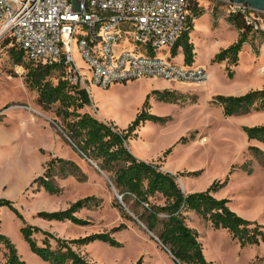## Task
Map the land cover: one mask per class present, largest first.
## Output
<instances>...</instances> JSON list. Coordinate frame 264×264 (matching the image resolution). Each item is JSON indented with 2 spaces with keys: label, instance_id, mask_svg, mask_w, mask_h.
Masks as SVG:
<instances>
[{
  "label": "rangeland",
  "instance_id": "rangeland-1",
  "mask_svg": "<svg viewBox=\"0 0 264 264\" xmlns=\"http://www.w3.org/2000/svg\"><path fill=\"white\" fill-rule=\"evenodd\" d=\"M199 3L203 13L189 36L196 45L191 66L207 71L209 78L205 84H170L161 79L127 80L113 83L108 88L88 84L86 92L90 103L82 112L124 130L134 120L148 94L172 91L176 97L173 103L158 102L154 96L150 97L147 112L169 119L163 123H144L137 130V138L128 140L130 153L144 162L156 163L172 175L197 172L194 176L176 177L184 193L189 190L203 192L214 181L228 177V184L215 193L216 198L228 199L230 210L246 220L264 225V158L252 156L247 149L256 146L264 151V144L249 141L241 129L264 125V111L224 117L221 108L213 103L216 95L240 96L264 89V73L257 71L264 63V57L258 58V48L264 38L259 35L255 41L249 38L247 44L252 52L248 47H242L238 65L231 68L234 76L230 79L225 62L211 61L216 41L222 49L236 41L234 31L216 27L228 14L211 0H199ZM207 15L213 18L212 22ZM260 18L262 28L264 15ZM10 47L7 41L0 40V199L9 200L21 214L22 221L8 208L0 207V234L10 240L25 264H50L38 258L23 241L20 234L23 223L65 240L110 233L123 223L126 229L111 234L121 244L120 248L93 242L73 249L84 260L98 264H135L138 261L140 264H177L139 222L122 218L112 207L114 198L120 203V196L107 177L68 144L54 111H43L37 105L36 92L29 91L24 83L26 70L13 66L10 61ZM167 58L183 64L180 54L167 53ZM78 62L86 68L84 63ZM58 75L55 72L51 77L53 83ZM181 138L187 141L178 143ZM171 147H174L172 152L160 161ZM54 157L73 162L84 179L79 181L73 176L63 178L54 174L52 184L60 192L50 195L34 179L43 176L48 161ZM89 196L98 198L101 203L96 208L82 209L75 214L87 222L84 226L37 217L39 212L65 210ZM152 202L162 204L159 197L153 198ZM186 224L198 233V241L209 264H264V243L241 248L226 230H213L195 214L187 216ZM36 239L39 242L41 237L36 236ZM6 255L7 250L0 245V264L5 263Z\"/></svg>",
  "mask_w": 264,
  "mask_h": 264
},
{
  "label": "trees",
  "instance_id": "trees-1",
  "mask_svg": "<svg viewBox=\"0 0 264 264\" xmlns=\"http://www.w3.org/2000/svg\"><path fill=\"white\" fill-rule=\"evenodd\" d=\"M202 13L200 3L196 0L189 15V30L172 49V55L177 54L178 49L181 50L183 61L187 65L192 64L195 56L189 34L193 30L194 19ZM226 21L237 31V39L227 48L217 52L211 61L225 62L227 76L232 79L234 74L231 68L238 65L243 45L249 41V38L253 41L258 35L264 38V31L254 30L239 13L228 14ZM2 40L11 45V38ZM8 54L13 66H20L26 70L24 83L29 91L36 92L37 105L43 111H54L56 118L59 119L57 124L68 144L83 158L92 162L98 171L107 177L120 196V203L114 198L112 207L117 209L122 218L139 222L147 233L157 239L161 248L169 253L177 264H209L198 241V233L186 224L188 213H194L209 223L213 230H226L241 248L264 243V225L240 217L230 210L228 199H217L213 196L228 184V177L222 181H214L203 192L184 193L176 177L194 176L197 172L172 175L162 171L156 163H147L135 158L128 150V140L137 138V130L144 123L168 121V117H159L147 112L146 107L150 106L148 101L151 96H154L158 102H175L176 97L172 91H152L146 96L142 108L131 124L126 129L120 130L110 122L101 121L89 113L82 112L90 103L88 94L67 81L61 65L44 66L33 62L25 63L23 51L14 45L8 49ZM55 72L59 75L56 83H53L51 77ZM213 100V103L221 108L224 117L264 111V89L249 91L240 96L216 95ZM241 129L249 141L256 140L264 144V125L243 126ZM186 141V138H181L178 143ZM173 148L166 150L163 158L159 160L163 161ZM247 149L252 156L264 158V151L260 148L248 146ZM54 174L63 178L73 176L79 181L84 179L83 173L73 162L57 157L51 158L43 176L34 179L50 195H57L60 192V189L52 184ZM155 197L162 200L161 205L152 202ZM100 203L98 198L89 196L77 200L65 210L39 212L37 217L46 221H67L84 226L87 222L75 214L82 209L96 208ZM0 207L8 208L22 221L21 214L9 200L0 199ZM124 229L126 225L121 223L110 233L65 240L37 226L23 223L20 234L29 249L38 258L50 264H98L84 260L73 247L101 242L113 248H120L121 244L111 234ZM36 236L41 237L39 242ZM0 245L7 250L4 264H25L10 240L2 234H0ZM135 264H140V261Z\"/></svg>",
  "mask_w": 264,
  "mask_h": 264
},
{
  "label": "built area",
  "instance_id": "built-area-1",
  "mask_svg": "<svg viewBox=\"0 0 264 264\" xmlns=\"http://www.w3.org/2000/svg\"><path fill=\"white\" fill-rule=\"evenodd\" d=\"M195 1L0 0V40L11 38L27 62L61 65L67 81L85 91L88 84L108 88L136 79L205 84L204 68L167 58L189 30ZM211 1L261 29L264 14L246 5Z\"/></svg>",
  "mask_w": 264,
  "mask_h": 264
},
{
  "label": "crops",
  "instance_id": "crops-1",
  "mask_svg": "<svg viewBox=\"0 0 264 264\" xmlns=\"http://www.w3.org/2000/svg\"><path fill=\"white\" fill-rule=\"evenodd\" d=\"M214 5H216L215 3H213ZM217 6V5H216ZM218 8H224V7H220V6H217ZM203 15H206V14H203ZM208 16V15H207ZM210 19V21L212 22V20H213V18H211L210 16H208ZM198 19H199V17H198ZM197 18L196 19H194V21H193V27H194V25H195V23L197 22V20H198ZM218 29L219 28H222L223 30H225V31H234V33H235V38L237 39V36H238V33H237V31L230 25V24H228V22L226 21V20H219V22H218V24H217V26H216ZM213 29V32H215L216 30L214 29V28H212ZM193 30H194V28H193ZM193 30L190 32V34H189V36L191 37V35H192V32H193ZM261 30L262 31H264V26H262V28H261ZM257 38V37H256ZM256 38H255V40H256ZM254 40V41H255ZM190 42L193 44V46H194V48H196V45H195V42L192 40V38L190 39ZM216 42H218V41H216ZM214 43V46L216 47V50L213 52V54L211 55V57L213 58V56L217 53V52H219L222 48L221 47H219V42L218 43ZM226 45H224L223 47H225ZM244 47H248V49H249V51H251V49H250V46L246 43V44H244L243 45V48ZM252 52V51H251ZM258 52H259V57L258 58H260L261 59V57H264V42H261L260 43V46H259V48H258ZM194 53H195V50H194ZM177 54H180V56L183 58V55H182V52H181V50H179V52H177ZM195 56H196V53H195ZM195 56H194V59H195ZM239 63V62H238ZM260 67H261V65H260ZM258 72L260 71V68L257 70ZM208 78H209V75H208ZM208 80V79H207ZM127 147H128V145H127ZM147 163H151V162H147ZM153 163V162H152ZM160 169L162 170V171H165L164 169H163V167H160ZM166 172V171H165ZM173 174V173H172ZM188 193H192V190H189V191H187ZM215 198L217 197L215 194L213 195ZM189 214H194V213H188L187 214V216L189 215Z\"/></svg>",
  "mask_w": 264,
  "mask_h": 264
},
{
  "label": "water",
  "instance_id": "water-1",
  "mask_svg": "<svg viewBox=\"0 0 264 264\" xmlns=\"http://www.w3.org/2000/svg\"><path fill=\"white\" fill-rule=\"evenodd\" d=\"M216 1H220L222 3H231L236 5H246L254 13L264 14V0H216ZM155 240L157 241V239Z\"/></svg>",
  "mask_w": 264,
  "mask_h": 264
}]
</instances>
